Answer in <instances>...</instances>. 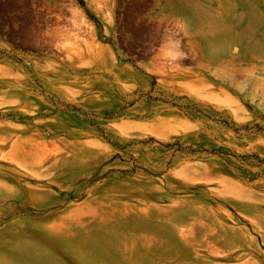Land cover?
<instances>
[{"label": "rangeland", "instance_id": "1", "mask_svg": "<svg viewBox=\"0 0 264 264\" xmlns=\"http://www.w3.org/2000/svg\"><path fill=\"white\" fill-rule=\"evenodd\" d=\"M246 1L0 0V264H264Z\"/></svg>", "mask_w": 264, "mask_h": 264}, {"label": "bare ground", "instance_id": "2", "mask_svg": "<svg viewBox=\"0 0 264 264\" xmlns=\"http://www.w3.org/2000/svg\"><path fill=\"white\" fill-rule=\"evenodd\" d=\"M241 3L246 5L247 1L241 0ZM238 4L236 3L235 5H238ZM176 46H177V44H176ZM170 47L171 46H169V48ZM235 50L236 51H234V53H232V55L230 56V62L232 63V66L230 67V70H229L230 82H231V84H235L236 83V80H235L236 73H238V72L242 73V75H244V77H245V80L252 79V83H253L252 92L254 93L255 96H257L255 92L260 93V91L263 90V85H264V77L261 76V74H262L261 71L263 69L262 63L264 61L263 48H262V46H259V48L256 50V52L254 53L253 56L249 55L247 52H243L242 54H240L238 48ZM180 53H181V51H180ZM237 53H239V54H237ZM178 55H179V53H178ZM178 55L176 54V57ZM240 57L243 59V60L241 59L242 61L237 60ZM244 61L246 62V66H243ZM189 121H190V119H189ZM2 169H4V168H2ZM41 238L42 237H40V239Z\"/></svg>", "mask_w": 264, "mask_h": 264}]
</instances>
